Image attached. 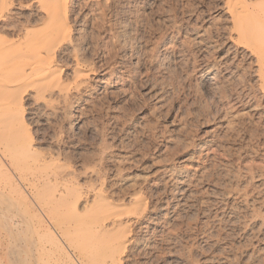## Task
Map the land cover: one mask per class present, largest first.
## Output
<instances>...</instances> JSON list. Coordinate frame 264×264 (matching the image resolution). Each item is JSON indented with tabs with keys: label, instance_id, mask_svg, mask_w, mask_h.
I'll return each mask as SVG.
<instances>
[{
	"label": "rangeland",
	"instance_id": "obj_1",
	"mask_svg": "<svg viewBox=\"0 0 264 264\" xmlns=\"http://www.w3.org/2000/svg\"><path fill=\"white\" fill-rule=\"evenodd\" d=\"M235 1L0 0V83L21 87L0 112L20 95L3 121L27 137L0 126V208L21 224L0 210V264H68L62 235L85 264H264V0ZM54 6L68 34L44 43Z\"/></svg>",
	"mask_w": 264,
	"mask_h": 264
},
{
	"label": "bare ground",
	"instance_id": "obj_2",
	"mask_svg": "<svg viewBox=\"0 0 264 264\" xmlns=\"http://www.w3.org/2000/svg\"><path fill=\"white\" fill-rule=\"evenodd\" d=\"M230 1H231V0H230ZM233 1H234V0H233ZM236 1H237V0H236ZM236 1H235V2H236ZM242 1H243V0H242ZM243 2H244V1H243ZM243 2H242V3H243ZM5 3H6V2H5ZM231 3H232V2H231ZM238 3H239V2H238ZM240 3H241V2H240ZM261 3H263V2H261ZM59 4H60V3H59ZM229 4H230V2H229ZM229 4H228V5H229ZM232 4H234V2H233ZM236 4H237V2H236ZM243 4H244V3H243ZM5 5H6V4H5ZM57 5H58V4H57ZM61 5H62V4H61ZM240 5H241V4H240ZM240 5L237 4L236 6H238V8H239ZM256 5H257V4H256ZM263 5H264V4H263ZM45 7H46V6H45ZM47 7H48V5H47ZM54 7H55V6H54ZM54 7H53V8H54ZM58 7H59V6H58ZM234 7H235V5L233 6V9H232V7H230V8L233 10V12H234V10H237V9H238V8H234ZM242 7H243V6H241V8H242ZM244 7H245V5H244ZM55 8H56V7H55ZM55 8H54V10H55ZM60 8H61V7H60ZM63 8H64V7H62V9H63ZM228 8H229V7H228ZM261 8H262V7H261ZM5 9H6V8H5ZM46 9H47V8H46ZM50 9H51V8H50ZM231 9H229V10H231ZM239 9H240V8H239ZM243 9H244V8H243ZM245 9H246V8H245ZM245 9H244V10H245ZM263 9H264V8H263ZM63 10H64V9H63ZM232 10H231V11H232ZM244 10H242V11L240 10V12H243V13H244V12H245ZM255 10H256V9H255ZM48 11H49V10H48ZM51 12H54V13H55V14H54L55 17H54L53 15H50V16H51V19L53 18L52 21H51V22H53V24H50L51 26H46V24H45V27L43 26L44 30L42 29L43 31L40 29V35L43 34V35L41 36V38H42V41H43L44 43H45V42H50V41H53V40H57L58 38L62 37V35H63L64 33H65V34H68V32H67V23H66V19H63V20H62V18H63V17H62V12H63V11H62L61 9L56 8L55 11H52V9H51V11H50L49 14H51ZM236 13H237V12H236ZM258 13H259V11H258ZM261 13H262V12H261ZM261 13H260V14H261ZM248 14H249V13H248ZM1 15H2V13H1ZM3 15H4V14H3ZM235 15H236V14H235ZM237 15H238V13H237ZM245 15H247V14H245ZM245 15H244V16H245ZM249 15H250V14H249ZM231 16H232V15H231ZM1 17H2V16H1ZM4 17H5V16H4ZM237 17H239V16H237ZM245 17H246V16H245ZM261 17H262V14H261ZM232 18H233V16H232ZM232 18H231V19H232ZM239 18H240V17H239ZM233 19H234V18H233ZM241 19H242V17H241ZM243 19H244V18H243ZM243 19H242V20H243ZM246 19H247V17H246ZM246 19H245V20H246ZM251 19H252V18H251ZM53 20H54V21H53ZM47 21H48V20H47ZM47 21H46V22H47ZM247 21H248V19H247ZM247 21H246V22H247ZM255 21H256V20H255ZM233 22H236V21H233ZM246 22H244V23H246ZM248 22H250V23H248L249 25L252 23L251 20H250V18H249V21H248ZM259 22H260V21H259ZM44 23H45V22H44ZM254 23H255V22H254ZM256 23H257V21H256ZM261 23H262V22H261ZM261 23H260V24H261ZM246 24H247V23H246ZM42 25H44V24H42ZM249 25H247V26H249ZM257 25H258V23H257ZM261 25H264V24H261ZM234 26H235V25H234ZM236 26H237V25H236ZM238 27H239V26H238ZM262 27H263V26H262ZM41 28H42V27H41ZM240 28L242 29L241 26H240ZM249 28H250V26H249ZM256 28H257V27H256ZM256 28H254V29H256ZM28 29L31 31L30 28H28ZM28 29H27V30H28ZM257 29H258V28H257ZM29 30H28V32H27V31H26V32L30 34L31 32H29ZM41 31H42V32H41ZM44 31H45V32H44ZM238 31H239V29H238ZM256 31H257V30H256ZM256 31H254V33H256ZM38 32H39V31H38ZM43 32H44V33H43ZM240 33H241V32H240ZM242 34H243V33H242ZM245 34H246V33H245ZM245 34H244L243 38H247V37L249 38V36H250V39H251V35H248V33H247V36L245 37ZM250 34H251V32H250ZM25 35H26V34H25ZM30 35H31V34H30ZM254 35H255V34H254ZM256 35H259V33H256ZM27 36H28V35H27ZM23 37H24V35H23ZM65 37H66V35H65ZM240 37H241V36H240ZM254 37H255V36H254ZM256 37H257V36H256ZM41 38H40V39H41ZM17 40H18V39H17ZM17 40H16V41H17ZM28 40H29V39H28ZM59 40H60V39H59ZM10 41H11V40H10ZM0 42H1V41H0ZM13 42H15V41H13ZM58 42H59V41H58ZM51 43H52V42H51ZM8 44H10V43H7V45H8ZM31 44H32V43H31ZM47 44H48V43H47ZM256 45H257V44H256ZM1 46H2V45H1ZM5 46H6V45H5ZM50 46H51V45H50ZM54 46H55V44H54ZM18 55H20V54H18ZM45 58H46V57H45ZM11 59H12V62H13L14 59H13V58H11ZM259 59H260V58H259ZM0 60H1V59H0ZM5 60H6V59H5ZM7 60H9V62H11L10 59H7ZM20 61H21V60H20ZM260 61H261V60H260ZM21 62H22V61H21ZM1 63H2V62H0V64H1ZM2 64H3V66H4V64H6V63H2ZM7 64H8V63H7ZM261 64H263V62H261ZM8 65H9V64H8ZM15 65H16V64H15ZM21 65H22V64H21ZM0 66L2 67V65H0ZM17 66H18V65H17ZM261 66H263V65H261ZM1 67H0V68H1ZM6 67H8V66H6ZM45 67H46V66H45ZM45 67H44V68H45ZM19 68H21V67H17V69H19ZM44 68H43V69H44ZM13 69H14V68H13ZM17 69H16V70H17ZM25 69H26V68H25ZM36 69H38V68H36ZM261 69H262V68H261ZM263 69H264V67H263ZM16 70H14L13 72H16ZM38 70H39V69H38ZM19 71L23 72V70H20V69H19ZM27 71H28V70H27ZM34 71H36V70H34ZM13 72L11 73L12 75H14ZM17 72H18V71H17ZM17 72H16V73H17ZM21 72H20V73H21ZM24 72H25V71H24ZM20 73H19V74H20ZM26 73H27V72H26ZM3 74H4V73H3ZM9 74H10V72H9ZM11 74H10V75H11ZM29 74H31V73H29ZM29 74H27V75H28L27 77H30ZM78 74H79V73H78ZM53 75H54V74H53ZM1 77H2V76H1ZM4 79H6V78H4ZM4 79H2V81L5 82V83H7L8 80H9V79H8L7 81H5ZM46 79H47V78H46ZM3 82L0 83V100H1L2 97L4 98V97L8 94V92H9L8 89H9V90L13 89V88H5V86H4V88L1 87L2 84H4ZM13 82H14V81H13ZM20 82H21V81H20ZM11 83H12V82H11ZM17 83H18V82H17ZM7 84H8V83H7ZM12 84H13V83H12ZM14 84H16V82H15ZM36 84L38 85V82H36ZM36 84H35V85H36ZM4 85H6V84H4ZM27 85H30V84H27ZM6 86H7V87H8V86L10 87V84H9V85H6ZM38 86H39V85H38ZM43 86H44V85H43ZM11 87H12V86H11ZM17 87H18V86H17ZM28 87H29V86H28ZM14 88H15V87H14ZM18 88H19V87H18ZM18 88H17V89H18ZM38 88H39V87H38ZM6 89H7V90H6ZM15 89H16V88H15ZM15 89L11 90V92L13 91V93L16 95V93L14 92ZM17 89H16V91H18V90L20 91V90H21V87H20V89H18V90H17ZM25 90H26V89H25ZM5 91H8V92H6V94H5ZM65 91H66V90H65ZM11 92H10V93H11ZM21 92H22V91H21ZM18 93H19V92H18ZM14 94H13V96L15 97V101L17 100L16 102H17V104H18V102L20 101V99H16V98H18L20 95L17 94V95H18V97H17V96H15ZM20 94H21V93H20ZM8 95H9V94H8ZM8 95H7V96H8ZM7 96H6V98H7ZM21 96H22V95H21ZM9 97H12V94H11V96H9ZM3 98H2V99H3ZM6 98H4V99H6ZM19 98H20V97H19ZM4 99H3V100H4ZM13 99H14V98H13ZM13 99H12V102L14 103L15 101H14ZM8 100H9V99H8ZM10 100H11V99H10ZM20 102H21V101H20ZM13 103H12L11 105L14 107V104H16V103H14V104H13ZM9 104H10V103H9ZM11 105H10V106H6V108H7V107H8V108L10 107V109H8V112H7V111H6L5 113H1V112H0V121H2V122H0V124H1L0 126H5V124H7V123H5V122H6L5 120H7V119L12 118V119H10V121H11V120H15V122L18 120L19 117L15 115V114L18 115V113H15V114L12 113V111H11V108H12ZM4 108H5V107H4ZM6 108H5V109H6ZM15 108L19 109L20 107H15ZM5 109H4V111H5ZM12 109H13V108H12ZM21 109H22V108H21ZM6 110H7V109H6ZM19 110H20V109H19ZM1 111H2V109H1ZM22 113H23V112H22ZM6 115H7V116H6ZM22 116L24 117V115H22ZM23 117H22V118H23ZM5 118H7V119H5ZM16 118H17V119H16ZM3 120H4L5 122H4ZM3 122L5 123L4 125H2ZM18 122H21V123H22L23 121L19 119ZM8 123H10V122H8ZM9 125H10V124H7L8 128L3 129V130H5V131L7 130V131H6L7 133L10 132V130H9V129H10V128H9L10 126H9ZM20 126H22V125H20ZM23 126H25V125H23ZM5 127H6V126H5ZM0 128H1V129H0V133H1V131H3V130H2L3 127H0ZM14 128H15V127H14ZM18 129H21V128H18ZM18 129H17V132L20 131V130H18ZM14 130H15V129H14ZM21 130H22V129H21ZM23 130L25 131L24 128H23ZM6 132H5V133H6ZM14 132H15V131H14ZM7 133L4 134V136H6ZM25 133H26V132H25ZM10 134H11V136H10ZM22 134H24V133L22 132ZM22 134H20L19 138H20V137L23 138V136L26 137L25 135H22ZM2 135H3V134H2ZM2 135L0 134V138L2 137ZM13 135H14V137H13ZM17 135H18V134H17ZM17 135H16L15 133L12 134V131H11V133L8 134L9 138L11 137V138H10V140H11L10 143H11V144H12V143L14 144V143H16V142L19 140V139H17V138L15 137V136H17ZM17 137H18V136H17ZM22 138H20L22 141L25 140V138H23V139H22ZM26 138H27V137H26ZM3 139H4V137H3ZM5 139H6V138H5ZM7 139H8V138H7ZM12 139H13V141H12ZM15 139H17V140H15ZM21 140H19V142H20ZM27 144H28V142H27ZM13 146H14V148L17 147V146H15V144H14ZM18 146H19V144H18ZM7 147H8V146H7ZM11 147H12V146H11ZM12 148H13V147H12ZM12 148H11V151H12ZM14 148H13V149H14ZM0 149H1V148H0ZM2 149H3V147H2ZM2 149H1V150H2ZM1 150H0V152H2ZM4 150H6V149L4 148ZM18 150H19V147H18ZM7 151H8V150H6V152H5L6 154H7ZM16 152H17V151H16ZM31 154H32V153H31ZM31 154H30V155H31ZM3 155H4V153H3ZM9 155H10V154H9ZM18 155H19V154H18ZM23 156H24V155H23ZM4 157H6V155H5ZM4 157H3V158H4ZM3 158H2V159H3ZM6 158H8V156H7ZM29 158H30V157H29ZM31 159H32V158H31ZM3 160H4V159H3ZM42 161H43V160H42ZM1 162H2V161H0V163H1ZM5 162H7V161H5ZM9 163H10V162H9ZM11 163H12V162H11ZM11 163H10V164H11ZM42 163H43V166H44V161H43ZM42 163H41V164H42ZM6 164H7V163H6ZM25 164H26V163H25ZM13 165H14V164H13ZM15 165H16V164H15ZM15 165H14V167H15ZM23 165H24V164H23ZM37 165H38V164L36 163V166H37ZM39 165H40V164H39ZM6 166H7V165H6ZM8 167H9V166H8ZM12 167H13V166H12ZM4 168H5V167H4ZM9 168H10V167H9ZM38 168H39V167H38ZM41 168H42V167H41ZM12 169H14V168H12ZM0 170H1V169H0ZM9 170H10V169H9ZM11 171H12V170H11ZM17 172H18V171H17ZM13 173H14V175H15L16 171L13 172ZM2 174H3V173H2ZM18 174H19V173H18ZM18 174H17V175H18ZM17 175H16V176H17ZM28 176H29V175H28ZM30 176H31V175H30ZM33 176H34V175H33ZM33 176H32V177H33ZM40 176H41V175H40ZM44 176H47V175H44ZM44 176H43V177H44ZM13 177H14V176H13ZM17 177H18V176H17ZM19 178H20V175H19L18 179H19ZM30 178H31V177H30ZM30 178H29V179H30ZM46 178H47V177H46ZM15 179H16V178H15ZM18 179H17V180H18ZM33 179H35V178H33ZM33 179H32V180H33ZM41 179H42V178H41ZM43 179H44V178H43ZM12 180H13V179H12ZM19 180H20V179H19ZM23 180H24V179H23ZM27 180H28V178H27ZM32 180H30V181H32ZM9 181H10V180H9ZM21 181H22V180H21ZM34 181H35V180H34ZM41 181H42V180H41ZM47 181H48V180H47ZM65 181H66V180H65ZM11 182H12V181H11ZM17 182H18V181H17ZM27 182H28V181H27ZM38 182H39V181H38ZM43 182H46V181L44 180ZM23 183H24V182H23ZM35 183H36V182H35ZM13 184H15V183H13ZM27 184H28V183H27ZM29 185H30V183H29ZM16 186H17V185H16ZM23 186H24V185H23ZM27 186H28V185H27ZM30 186H31V185H30ZM34 188H35V187H34ZM60 189H61V188H60ZM25 190H26V189H25ZM21 191H22V190H21ZM21 191H20V192H21ZM29 191H31V189H30ZM34 191H35V189H34ZM67 191H68V190H67ZM15 193H17V192H15ZM68 193H70V192H68ZM29 194H30V193H29ZM29 194H28V195H29ZM58 194H59V193H58ZM30 195H31V194H30ZM60 195H61V194H60ZM70 195H71V193H70ZM20 196H21V193H20ZM23 196H25V195H23ZM26 196H27V195H26ZM6 197H7V196H6ZM16 197H17V196H16ZM72 197H73V196H72ZM96 197H97V195H96L94 198L96 199ZM0 199H1V198H0ZM3 199H4V198H3ZM6 199H9V198L7 197ZM104 199H105V198H104ZM1 200H2V199H1ZM93 200H94V199H93ZM97 200H98V199H97ZM8 201H10V200H8ZM13 201H14V200H13ZM34 201H35V200H34ZM100 201H101V202H99V200H98V201L96 202V205H97V206H96L95 204H94V205L92 204L93 207H94V206L97 207V210L95 209L96 212H97L99 209H101L100 212L98 211L96 214L101 213V211H104L103 213L107 214L106 211H107V212H108V211H112V209H113V211L117 212L116 210H114V209L117 208L116 205L113 204L114 206H116V207L114 208V206L112 205V203H109V201H107V200H106L105 202H104V201L102 202V200H100ZM36 202H37V201H35V204H36ZM19 203H20V202H19ZM21 203H24V202H21ZM93 203H94V202H93ZM2 206H3V204H2ZM23 206H24V204H23ZM66 206H67V204H66ZM66 206H64V207H66ZM64 207H63V208H64ZM95 207H94V208H95ZM33 208H34V207H33ZM72 208H73V207H72ZM94 208H92V209H90V210H91V211H92V210L95 211ZM98 208H99V209H98ZM119 208H120V207H119ZM124 208H125V207H124ZM12 209H13V208H12ZM61 209H62V208H61ZM64 209H65V208H64ZM74 209H75V208H74ZM0 210H1L2 214L4 215V218H5L6 221H7V227H8V228L11 226L10 223H9V220H12V222L14 223V225L20 228L21 224H20L18 221H16V214L13 213V212L11 211L10 208H7V207H1ZM17 210H18V209H17ZM71 210H72V209H71ZM75 210L77 211V209H75ZM117 210H118V209H117ZM113 211H112V212H113ZM16 212H18V211H16ZM62 212H63V210H62ZM87 212H88V211H87ZM112 212H108V214H109V213H112ZM119 212H120V211H119ZM20 213H21V212H20ZM42 213H43V212H42ZM59 213H60V212H59ZM63 213L65 214V212H63ZM72 213L75 214V215L80 214V213H77V214H76L75 212H72ZM92 213H93V212H92ZM92 213H91V217H92ZM21 214H22V213H21ZM87 214H88V213H87ZM93 214H94V213H93ZM105 214H104V215H105ZM108 214H107V215H108ZM114 214H117V213H114ZM44 215H45V214H44ZM83 215H85V214H83ZM83 215H82V217L84 218ZM88 215H90V213H89ZM101 215H102V214H100V216H101ZM104 215H103V216H104ZM112 215H113V214H112ZM22 216H23V215H22ZM65 216H66V214H65ZM67 216H68V215H67ZM94 216H97V215H94ZM94 216H93V217H94ZM100 216H99V217H94L95 220L93 219V217H92V218L89 217V219L91 218V220H94V224H95L96 218H101ZM23 217H24V216H23ZM70 217H71V216H70ZM79 217H81V215H80ZM47 219H48V218H47ZM54 219H55V218H54ZM62 219H63V218H62ZM64 219H67V218H64ZM73 219L76 220V219H78V218H77V217H76V218L73 217ZM73 219H72V220H73ZM79 219H80V218H79ZM27 220H28V219H27ZM68 220H69V219H67V222H68ZM97 220H98L99 222L101 221V219H97ZM104 220H105V219H104ZM53 221H54V220H53ZM60 221H61V220H60ZM63 221H65V220H63ZM63 221H61V222L63 223ZM76 221H80V222H81L82 220L80 219V220H76ZM76 221H75V222L72 221V222H74V223L77 224ZM154 221H155V220H154ZM48 222H49V220H48ZM83 222H84V221H82L81 224H82ZM49 223H50V222H49ZM49 223H48V224H49ZM65 223H66V222H65ZM74 223H72L73 226H75ZM43 224H44V223H43ZM46 224H47V223H46ZM52 224H53V223H52ZM78 224L81 225L79 222H78ZM78 224H77V225H78ZM90 224H91V223H90ZM92 224H93V223H92ZM113 224H114V223H113ZM31 225H32V224H31ZM33 225H34V224H33ZM49 225H50V224H49ZM49 225H48V227H49ZM59 225L62 226V224H59ZM59 225H58V226H59ZM63 225H64V223H63ZM69 225H71V224H69ZM69 225H68V226H69ZM79 225H78V226H79ZM83 225H84V224H82V226H83ZM85 225H86V223H85ZM108 225H109V224H108ZM53 226H54V225H53ZM82 226H81V227H82ZM88 226H89V225H88ZM88 226L86 225V226H84V228H85V227L89 228L90 226H89V227H88ZM96 226H97V225H96ZM98 226H100V225H98ZM123 226H124V225H122L120 222H117V224H115V226H114V229L112 230V232H113L114 234H113V233H112V234H113L114 237H115L114 245L118 244V245L123 246V248H124V245L126 244V239H127L128 229H127L126 227H123ZM42 227H43V226H42ZM44 227H45V226H44ZM54 227H55V226H54ZM70 227H72V226H70ZM70 227H69V228H70ZM101 227H103V226H101ZM50 228H51V227H50ZM52 228H53V227H52ZM60 228H61V227H60ZM108 228H110V227H108ZM9 229H10V228H9ZM33 229H34V228H33ZM58 229H59V228H58ZM70 229H71V228H70ZM73 229H74V228H73ZM89 229H90V228H89ZM91 229H93V227H92ZM94 229H95V227H94ZM106 229H107V228H106ZM44 230H45V229H44ZM53 230H54V229H53ZM56 230H57V228H56ZM56 230H54V231H56ZM82 230H84V229H82ZM103 230H104V228H103ZM109 230H110V229H109ZM33 231H34V230H33ZM57 231H58V230H57ZM59 231L61 232V229H60ZM70 231H71V230H70ZM100 232H102V229H101ZM106 232H107V231H106ZM56 233H57V232H56ZM104 233H105V230H104ZM20 234H21V232H19V235H20ZM77 234H78V233H77ZM110 234H111V233H110ZM59 235H61V234L59 233ZM98 235H99L100 237L103 236L102 233H98L95 237H97ZM113 235H110V237H111L110 239L114 238ZM55 236H56V235H55ZM62 236H63V235H62ZM62 236H60V238H57V237H55V238H56V244H58V246H59V247L65 252V254H67V255H66L67 258H65V259H67L68 262L71 263V264H83V263L85 264L84 260L86 259V256H85V259L83 260V256L81 255L82 258L79 257L78 255H76L75 253L72 252L73 250H71L72 254L69 253L70 251L68 252L67 245L65 246V244H66V243H65L66 240L64 239L65 242H64V240H62V238H65V237H62ZM93 236H94V235H93ZM100 237H98V238H100ZM103 237L106 239L105 234H104ZM103 237H102V239L105 240ZM92 238H93V237H92ZM98 238H97V240H98ZM108 238H109V237H108ZM108 238H107V239H108ZM102 239L100 238V240H98V241H102ZM107 239H106V240H107ZM110 239H109V240H110ZM21 240L24 241L25 238L22 237ZM52 240H53V239H52ZM97 240H95V242H97ZM106 240H105V241H106ZM90 241H91V240H89L88 243H93V242H90ZM92 241H93V239H92ZM24 242H26V240H25ZM95 242H94V243H95ZM35 243H36V241H35ZM37 244H39V243H37ZM43 244H44V243H43ZM35 245H36V244H35ZM82 245H83V244H82ZM86 245H87V244H86ZM91 245H92V244H91ZM114 245H113V246H114ZM36 246H37V245H36ZM36 246H35V247H36ZM39 246H40V245H39ZM47 246H48V245H47ZM68 246H69V245H68ZM73 246H74V245H73ZM110 246H111V245H109L108 247H110ZM80 247H81V246H80ZM45 248H46V247H45ZM94 248H95V247H94ZM35 249H36V248H35ZM39 249H40V250H43V249H41L40 247H39ZM57 249H58V248H57ZM72 249H73V248H72ZM48 250H49V249H48ZM69 250H70V247H69ZM96 250H97V249H96ZM113 250H114V249H113ZM46 251H47V250H46ZM52 251H53V249H52ZM101 251H102V250H101ZM37 252H38V250H37ZM43 252H44V251H43ZM54 252H55V251H53V253H54ZM99 252H100V251H99ZM99 252L97 251V253H99ZM105 252H106V251H105ZM124 252H125V251H124ZM45 253H46V252H45ZM50 253H51V252H50ZM65 254H64V255H65ZM99 254H100V253H99ZM99 254H98V257H99ZM103 254H105V253H103ZM115 254H116V253H115ZM5 255H6V254H5ZM34 255H35V254H34ZM53 255H54V254H53ZM66 256H65V257H66ZM89 256H90V255H89ZM94 256H95V255H94ZM119 257H120V256H119ZM42 259H43V257H42ZM63 259H64V258H63ZM15 260H17V258H15ZM15 260H14V261H15ZM34 260H35V259H34ZM44 260H45V259H44ZM118 260H119V259H118ZM45 261H46V260H45ZM64 261H65V260H64ZM114 262L116 263L117 261H114ZM41 263H42V262H41ZM69 263H68V264H69ZM108 263H109V262H108ZM36 264H37V263H36ZM47 264H48V263H47ZM112 264H113V263H112ZM121 264H122V263H121Z\"/></svg>",
	"mask_w": 264,
	"mask_h": 264
}]
</instances>
